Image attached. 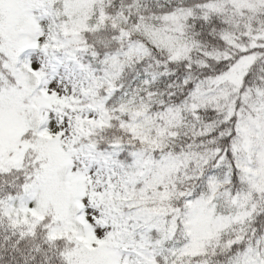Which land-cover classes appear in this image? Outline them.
Masks as SVG:
<instances>
[{"label":"snow or ice","instance_id":"snow-or-ice-1","mask_svg":"<svg viewBox=\"0 0 264 264\" xmlns=\"http://www.w3.org/2000/svg\"><path fill=\"white\" fill-rule=\"evenodd\" d=\"M0 264H264V0H0Z\"/></svg>","mask_w":264,"mask_h":264}]
</instances>
